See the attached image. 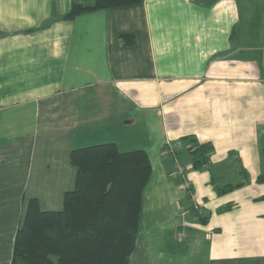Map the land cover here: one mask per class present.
Here are the masks:
<instances>
[{"label": "crops", "instance_id": "crops-1", "mask_svg": "<svg viewBox=\"0 0 264 264\" xmlns=\"http://www.w3.org/2000/svg\"><path fill=\"white\" fill-rule=\"evenodd\" d=\"M70 5L0 0V264L30 198L62 207L73 148L113 139L160 157L162 172L166 143L187 152L186 135L213 145L205 169H182L207 264H264V0H143L62 19ZM152 115L158 137L131 146L122 133ZM210 168L244 185L218 195Z\"/></svg>", "mask_w": 264, "mask_h": 264}, {"label": "trees", "instance_id": "trees-1", "mask_svg": "<svg viewBox=\"0 0 264 264\" xmlns=\"http://www.w3.org/2000/svg\"><path fill=\"white\" fill-rule=\"evenodd\" d=\"M142 1L71 0L61 17L68 20ZM212 3L214 0H205L206 5ZM182 139L192 168L205 169L212 143L198 141L194 135ZM170 155L179 161L177 150ZM69 162L76 169L74 187L64 192L60 209H42L37 198L28 200L10 264H128L140 229L143 191L152 173L148 152L141 148L122 151L115 142L106 141L73 148ZM263 180L264 174H260L257 181ZM210 181L218 195L244 185L243 181L219 184L213 175ZM231 206L228 203L219 211ZM198 218L205 222V217Z\"/></svg>", "mask_w": 264, "mask_h": 264}, {"label": "rangeland", "instance_id": "rangeland-1", "mask_svg": "<svg viewBox=\"0 0 264 264\" xmlns=\"http://www.w3.org/2000/svg\"><path fill=\"white\" fill-rule=\"evenodd\" d=\"M159 125V118L152 115L145 121L138 120L134 126L135 129L124 131L122 137L129 139L131 146L134 143L144 146L147 138L158 137ZM115 138L119 140L117 136ZM110 140L113 139H108ZM179 147L182 151L178 156L179 165L176 164L177 160L174 156L169 153L164 158L165 166L162 172L158 169L161 164L160 157H156L154 153L151 155L152 173L143 191L140 229L128 264L208 263V241L205 240V233L195 230V227L201 223L189 221V218L192 219L190 214L184 215L190 195L183 186L187 184V180L178 173L177 169L182 167L186 175L191 166L189 155L186 154L183 146L179 145ZM160 168H163V165ZM207 170H209L208 173L212 172L211 175L215 172L213 168ZM261 172L264 174V167ZM216 180L218 183L223 182L218 176ZM230 181L236 182L239 179L232 176Z\"/></svg>", "mask_w": 264, "mask_h": 264}, {"label": "built area", "instance_id": "built-area-1", "mask_svg": "<svg viewBox=\"0 0 264 264\" xmlns=\"http://www.w3.org/2000/svg\"><path fill=\"white\" fill-rule=\"evenodd\" d=\"M166 151L168 152V153H172V154H174V151H175V146H174V144L173 143H170V142H167L166 143ZM175 158V157H174ZM176 159V158H175ZM177 160V159H176ZM177 165H179V161L177 160V163H176ZM178 170V173L179 174H181L182 175V173H183V170H182V167H180L179 169H177Z\"/></svg>", "mask_w": 264, "mask_h": 264}]
</instances>
